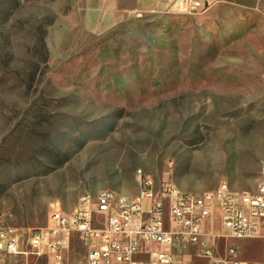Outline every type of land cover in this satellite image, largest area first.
Returning <instances> with one entry per match:
<instances>
[{
	"label": "rangeland",
	"instance_id": "374dc122",
	"mask_svg": "<svg viewBox=\"0 0 264 264\" xmlns=\"http://www.w3.org/2000/svg\"><path fill=\"white\" fill-rule=\"evenodd\" d=\"M202 1L190 13L174 0H0V237L27 240L83 194L134 196L138 169L192 193L256 189L264 0ZM207 226L221 231L217 210ZM216 244L264 264L261 239ZM63 252L86 263L75 234Z\"/></svg>",
	"mask_w": 264,
	"mask_h": 264
},
{
	"label": "built area",
	"instance_id": "2783aa9c",
	"mask_svg": "<svg viewBox=\"0 0 264 264\" xmlns=\"http://www.w3.org/2000/svg\"><path fill=\"white\" fill-rule=\"evenodd\" d=\"M174 5L190 13L208 7L202 0H174ZM139 173L137 200L113 199L110 188L104 195L83 194L70 213L52 207L47 225L32 230L27 240L0 237V264L33 252L46 254L48 264H67L63 249L72 234L86 248L85 264H260L240 259L233 245L218 254L216 239L264 241V170L254 191L235 192L223 182L201 193L177 190L168 177L156 181ZM216 210L222 231L211 234L207 219Z\"/></svg>",
	"mask_w": 264,
	"mask_h": 264
},
{
	"label": "bare ground",
	"instance_id": "6f19581e",
	"mask_svg": "<svg viewBox=\"0 0 264 264\" xmlns=\"http://www.w3.org/2000/svg\"><path fill=\"white\" fill-rule=\"evenodd\" d=\"M139 170H141V169H138L137 172H136L138 188H139L138 192L134 196H127V195H124V194H119L116 191L110 189L111 197H113V199L124 200V199L129 198V200H137V198L141 196V189H140V182H139L140 181ZM171 182L173 183V187L174 188H177V190H180L179 187L175 184V182H173L172 180H171ZM240 192H242V191H240ZM105 193H106V189H103L97 195H104Z\"/></svg>",
	"mask_w": 264,
	"mask_h": 264
},
{
	"label": "crops",
	"instance_id": "0c3cea01",
	"mask_svg": "<svg viewBox=\"0 0 264 264\" xmlns=\"http://www.w3.org/2000/svg\"><path fill=\"white\" fill-rule=\"evenodd\" d=\"M138 1V3H144V0H137ZM149 1H151V5H154V6H158V5H162V2H161V0H149ZM206 231L208 232V233H211V234H218L219 232H221L222 231V229H221V231H219V232H215V233H213V229H211V228H209L208 226H207V224H206ZM194 250H195V247H190L189 248V250H188V252H194ZM188 256H189V254H187Z\"/></svg>",
	"mask_w": 264,
	"mask_h": 264
}]
</instances>
